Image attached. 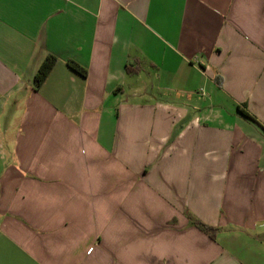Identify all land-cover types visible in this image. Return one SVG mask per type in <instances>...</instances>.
<instances>
[{
	"label": "crops",
	"instance_id": "1",
	"mask_svg": "<svg viewBox=\"0 0 264 264\" xmlns=\"http://www.w3.org/2000/svg\"><path fill=\"white\" fill-rule=\"evenodd\" d=\"M0 264H264V0H0Z\"/></svg>",
	"mask_w": 264,
	"mask_h": 264
},
{
	"label": "rangeland",
	"instance_id": "2",
	"mask_svg": "<svg viewBox=\"0 0 264 264\" xmlns=\"http://www.w3.org/2000/svg\"><path fill=\"white\" fill-rule=\"evenodd\" d=\"M201 101H203L202 102L203 107H207V108H209V106L211 107V102L209 99L202 98ZM147 203H149V207H150L149 210L145 207V199L140 200V203L136 209V214H135L136 216L134 218L135 220L131 222V225L130 223H126V221L123 222V226H122L123 229H122V235H121L122 241H126V240L134 241L136 238H138L137 237L138 226L140 225L145 226L148 223L147 218L150 217L155 212L156 209H154L151 206L153 204L152 201H148ZM190 216L193 218V215L190 214ZM137 244L138 246H142L141 242Z\"/></svg>",
	"mask_w": 264,
	"mask_h": 264
},
{
	"label": "trees",
	"instance_id": "3",
	"mask_svg": "<svg viewBox=\"0 0 264 264\" xmlns=\"http://www.w3.org/2000/svg\"><path fill=\"white\" fill-rule=\"evenodd\" d=\"M57 62L56 57L54 56H48L43 63L41 64L38 72L36 73L34 77V86L35 89H40L41 86L44 84L46 81L47 77L51 73L52 69L54 68L55 64ZM69 66L75 70L76 72L81 73L83 76H86V71L82 68H80L78 65L74 63H70ZM191 225L197 227L201 231H203L205 234L209 235L211 238H213V233L215 231L214 228L207 226L200 221H191Z\"/></svg>",
	"mask_w": 264,
	"mask_h": 264
}]
</instances>
